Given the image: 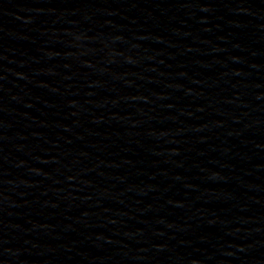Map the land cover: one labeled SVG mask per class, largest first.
<instances>
[{
    "label": "water",
    "instance_id": "1",
    "mask_svg": "<svg viewBox=\"0 0 264 264\" xmlns=\"http://www.w3.org/2000/svg\"><path fill=\"white\" fill-rule=\"evenodd\" d=\"M0 264H264V0H0Z\"/></svg>",
    "mask_w": 264,
    "mask_h": 264
}]
</instances>
